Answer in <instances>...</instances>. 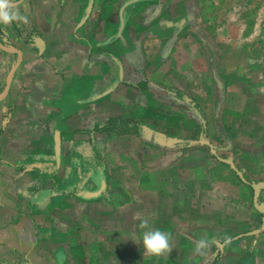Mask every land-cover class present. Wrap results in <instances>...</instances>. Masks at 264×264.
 <instances>
[{"label": "crops", "instance_id": "crops-1", "mask_svg": "<svg viewBox=\"0 0 264 264\" xmlns=\"http://www.w3.org/2000/svg\"><path fill=\"white\" fill-rule=\"evenodd\" d=\"M16 3L0 264H264V0ZM144 220L166 257L135 243Z\"/></svg>", "mask_w": 264, "mask_h": 264}, {"label": "clouds", "instance_id": "clouds-1", "mask_svg": "<svg viewBox=\"0 0 264 264\" xmlns=\"http://www.w3.org/2000/svg\"><path fill=\"white\" fill-rule=\"evenodd\" d=\"M13 21L27 22V17L20 15L16 0H0V23L9 24ZM141 229H147L142 233L141 239L135 243H142L146 255L155 257H166L172 251L171 234L165 233L159 229L148 227V221L144 220L140 223ZM208 245L206 239L196 242V252H201Z\"/></svg>", "mask_w": 264, "mask_h": 264}, {"label": "rangeland", "instance_id": "rangeland-1", "mask_svg": "<svg viewBox=\"0 0 264 264\" xmlns=\"http://www.w3.org/2000/svg\"><path fill=\"white\" fill-rule=\"evenodd\" d=\"M215 3V2H213ZM213 6V4H212ZM221 7V5L219 6V2H217L216 6L212 8V10H216L215 13H213V16H216L219 18V14L222 13V11L219 9ZM262 19V26H261V31L259 33H255V40H260V42H264V18H261ZM248 35L247 36V39L251 38V35L252 34H246ZM230 36H235V33H230ZM264 51V50H262Z\"/></svg>", "mask_w": 264, "mask_h": 264}, {"label": "water", "instance_id": "water-1", "mask_svg": "<svg viewBox=\"0 0 264 264\" xmlns=\"http://www.w3.org/2000/svg\"><path fill=\"white\" fill-rule=\"evenodd\" d=\"M17 54H19V53L17 52ZM11 74H12V71H11V73H10L8 79H7V84H8V82H9V80H10V76H11ZM223 161L226 162V163H228V164H230V165L235 169L234 164L232 163V161H231L230 159H225V160H223ZM261 186H264V185H261V184H260V185H255V186H254V189H255V198L257 197V195H258V190H259V188H260ZM259 209L261 210L262 213H264V207L261 208V206H260ZM260 232H264V222H262V226H261V228L258 229V230H256V231H254L253 233L255 234V233H260Z\"/></svg>", "mask_w": 264, "mask_h": 264}]
</instances>
